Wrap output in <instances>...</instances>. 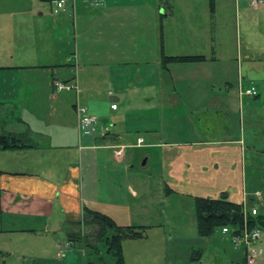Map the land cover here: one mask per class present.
I'll return each instance as SVG.
<instances>
[{
    "label": "crops",
    "instance_id": "obj_1",
    "mask_svg": "<svg viewBox=\"0 0 264 264\" xmlns=\"http://www.w3.org/2000/svg\"><path fill=\"white\" fill-rule=\"evenodd\" d=\"M211 2L70 0L55 15L42 0H0V37L13 62L0 66V108L9 111L0 134L28 146L0 150L4 264L15 253L20 263L35 262L45 253L37 242L84 233L86 209L147 228L145 239L124 241L125 264H174L181 250L169 245L176 226L166 220L175 202L222 193L241 205L259 199L238 157L264 141L256 130L264 135V38L258 46L253 38L264 7ZM231 30L236 48L224 49ZM164 56L206 61L164 67ZM54 79L76 82L78 97L56 92ZM249 89L257 95H245ZM78 105L98 119L93 136L78 134ZM26 239L33 246L14 251L11 244ZM196 252L189 260L201 262Z\"/></svg>",
    "mask_w": 264,
    "mask_h": 264
},
{
    "label": "rangeland",
    "instance_id": "obj_2",
    "mask_svg": "<svg viewBox=\"0 0 264 264\" xmlns=\"http://www.w3.org/2000/svg\"><path fill=\"white\" fill-rule=\"evenodd\" d=\"M231 43L228 44L224 49L234 50L236 48V39L233 31L231 30ZM253 38L255 40V46H258V38H264V22L261 24L258 20L253 24ZM0 66L9 65L13 63L8 58H6L7 53V44L6 41L0 37ZM62 81V80H61ZM257 86H260L258 84ZM257 100V99H255ZM261 101L264 104V94L261 97ZM9 117V111H6L0 108V124L5 123ZM199 117H195V122L198 121ZM195 133H198L199 127L193 126ZM256 130H259L258 135L263 139L264 135L262 129L259 126H256ZM256 150L247 152L242 158L238 157L239 164L244 160L248 164V191L255 194L256 192L261 193V197L257 201L249 203V207L257 208L260 214L264 215V141H258L256 143ZM227 159V158H225ZM225 161V160H224ZM154 161H151L148 167H146L142 172L144 174H149L153 170ZM239 165V166H240ZM241 178L234 188L237 193V197L241 194ZM217 198L211 199H218ZM234 197L235 201H240V198ZM183 201L174 203V218L166 220V224L170 226H176L174 230L167 233V239L172 242H169L171 247H175L181 250V255L175 254L174 264L178 262L180 264H241V254L242 251H238V254L235 253L233 247L230 243L227 242L226 237L221 235V231L217 230L211 238H200L196 230V212H195V199L185 197L182 198ZM159 210L161 211V206L159 205ZM139 223V222H134ZM157 223V222H156ZM138 225V224H134ZM85 232L81 233V243L71 244L67 236H59L54 242L52 239L48 241H39L37 244L43 245L44 254H41L40 257H37L35 262H29L25 264H85L89 259L97 263L105 264H115V260L111 254L107 252V249L104 245L99 244L100 253H97L92 248H86L84 246L85 239L87 236H90L93 232V228L83 225ZM264 230V229H263ZM52 242V243H51ZM3 244V243H2ZM1 244V245H2ZM71 244V246H67ZM14 246V251L17 247L22 248L23 246H33V243L26 239V243L23 241H16L12 243L11 246ZM53 245V249H49ZM91 245L95 244L91 242ZM49 246V247H48ZM197 251L194 253V257L197 256V253L201 254V262L189 260L192 251ZM190 251V254H189ZM18 254H13L12 258L7 259L6 264H23L18 262L15 258ZM189 255V256H188ZM26 256V255H23ZM0 264H4V260L0 259Z\"/></svg>",
    "mask_w": 264,
    "mask_h": 264
},
{
    "label": "trees",
    "instance_id": "obj_3",
    "mask_svg": "<svg viewBox=\"0 0 264 264\" xmlns=\"http://www.w3.org/2000/svg\"><path fill=\"white\" fill-rule=\"evenodd\" d=\"M51 3L52 0H42ZM213 6V0L211 2ZM206 61L204 56L192 57H163L164 67L169 63H193ZM28 147L22 138L14 134H0V150H16ZM195 212L197 232L200 238H209L217 230H222L225 226H238L244 221V205L229 201L227 193H222L218 199L202 198L195 199ZM82 225L93 228L90 236H87L84 242L86 248H92L100 253L99 244L107 249L115 260V264H125L123 253V243L127 240H143L146 238L147 228L142 226H119L116 222L101 213L90 210L84 211ZM251 226H258L264 229V215L258 213L256 217H248ZM81 236L74 235L71 243H81ZM91 242L95 245L92 246ZM85 264H105L97 263L89 259Z\"/></svg>",
    "mask_w": 264,
    "mask_h": 264
},
{
    "label": "built area",
    "instance_id": "obj_4",
    "mask_svg": "<svg viewBox=\"0 0 264 264\" xmlns=\"http://www.w3.org/2000/svg\"><path fill=\"white\" fill-rule=\"evenodd\" d=\"M70 0H52L51 5L55 15L64 14L67 11V5ZM250 6L254 9L264 7V0H248ZM54 90L61 92H74L78 97L80 91L76 82H64L59 79H54ZM248 96H256L255 89H249L244 92ZM78 104V103H77ZM113 110L117 109V105L112 106ZM79 120L77 125L78 134L80 136H93L98 130V119L91 115L87 109L77 106ZM143 140L138 141V146H141ZM124 148H120L117 152V157H122ZM261 197V193L257 194ZM249 204L244 205V221L242 224L234 227L225 226L221 230V234L228 238L230 245L234 250L243 251L246 258V264H256L259 259L264 256V230L258 226H251L248 222V217H256L259 213L257 208L249 207ZM71 243V242H70ZM72 244V243H71ZM67 244V246H71Z\"/></svg>",
    "mask_w": 264,
    "mask_h": 264
},
{
    "label": "water",
    "instance_id": "obj_5",
    "mask_svg": "<svg viewBox=\"0 0 264 264\" xmlns=\"http://www.w3.org/2000/svg\"><path fill=\"white\" fill-rule=\"evenodd\" d=\"M144 165H145V162H144Z\"/></svg>",
    "mask_w": 264,
    "mask_h": 264
}]
</instances>
